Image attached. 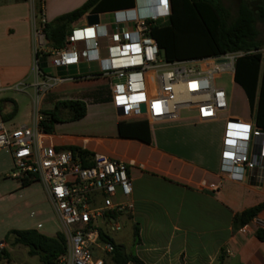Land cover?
I'll return each instance as SVG.
<instances>
[{
	"label": "built area",
	"instance_id": "1",
	"mask_svg": "<svg viewBox=\"0 0 264 264\" xmlns=\"http://www.w3.org/2000/svg\"><path fill=\"white\" fill-rule=\"evenodd\" d=\"M170 15V0H135L132 8L100 15L98 24L85 20L71 26L58 49L45 37L44 14L34 18L33 80L15 88L34 90L33 123L10 130L0 121V151L12 154L11 178L21 183L36 180L46 187L67 240V253L57 264H105L95 253L112 254L114 246L101 240V231L109 237L121 231L122 215L134 209L127 163L96 155L93 165L85 167L71 150L43 142V101L68 83L102 82L120 118L145 117L158 124L176 121L183 110H189L198 123L222 119V171L242 182L248 174L264 169V129L255 119L230 114L228 93L216 83L224 74L234 75L236 60L243 53L164 60L151 32ZM5 91L0 89V97ZM118 196L125 201L117 202ZM258 224L264 230V222Z\"/></svg>",
	"mask_w": 264,
	"mask_h": 264
},
{
	"label": "crops",
	"instance_id": "2",
	"mask_svg": "<svg viewBox=\"0 0 264 264\" xmlns=\"http://www.w3.org/2000/svg\"><path fill=\"white\" fill-rule=\"evenodd\" d=\"M87 1L0 0V89L6 90L0 97V121L6 123L10 130L33 123L34 90L30 88L28 90L32 92H22L15 88L33 80V22L35 17L39 18L38 8H42L47 23H52L81 8ZM234 1L237 5L238 0ZM245 1L254 3L259 0ZM90 14L93 13H88L73 25L85 22ZM42 64L43 67L47 66L46 58L42 59ZM85 69L82 66L83 72ZM233 83L248 110V116H234L255 119L247 94L235 82L234 75ZM14 93L28 95L31 104L19 101ZM236 100L233 94L231 102L234 104ZM87 106L84 119L56 124L52 134H44L43 142L56 148H80L94 156L104 155L129 165V176L133 182L130 201L134 209L122 215V230L110 233L111 239L122 246L124 256L136 257L143 264H219L221 258L223 264H264V240L258 236L259 231L264 232L258 224L259 221L264 222V209L248 225L240 227L234 224L236 215L264 204V169L248 174L242 182L233 180L222 171V119L198 123L194 111L183 110L176 121L148 122L152 141L146 144L121 139L117 122L106 129H95L94 133L89 131L88 126L82 127V123L101 112L103 105L93 102V105ZM106 106L117 119H121L110 101ZM15 107V117L5 121L4 117L11 114ZM10 171H14V162L8 151L5 158L0 160V176L11 178L8 176ZM14 181L19 183L20 189L35 183L23 187V183ZM44 191L46 199L56 211L45 186ZM116 201L125 199L118 196ZM21 223L12 227L0 220V250L6 249L11 254L10 263L3 264H11L18 254L16 250L22 246L5 242L9 232L37 230L23 227ZM135 225L140 230L136 242ZM244 228L245 233L242 232ZM37 231L51 238L57 236ZM21 253L33 264H43L39 257L29 256L28 248ZM95 256L103 258L105 264H115L111 254L97 251ZM27 262L25 260L21 264Z\"/></svg>",
	"mask_w": 264,
	"mask_h": 264
},
{
	"label": "trees",
	"instance_id": "3",
	"mask_svg": "<svg viewBox=\"0 0 264 264\" xmlns=\"http://www.w3.org/2000/svg\"><path fill=\"white\" fill-rule=\"evenodd\" d=\"M171 15L165 24L153 28L151 35L160 47L161 56L168 62L192 61L224 54L243 53L235 63L234 80L246 92L251 111L257 125L264 129V51L260 41L258 22L264 23V0L254 3L237 1V16L231 21V11L221 0H170ZM135 0H88L81 8L46 23L44 33L54 48H61L71 26L88 13L98 14L132 8ZM39 18L42 8H38ZM93 82V81H88ZM79 83V82H78ZM104 87V85L102 86ZM88 106L83 100L70 99L58 101L52 110H43L46 120L41 128L46 134H52L55 125L63 121L66 114L68 122H77L87 116ZM17 109L4 117L8 121L15 117ZM142 118V117H133ZM126 118V119H133ZM123 119V118H122ZM121 139H132L150 144L151 132L148 120L124 126L118 125ZM71 150L85 167L93 165L94 155L87 150L76 147ZM36 180H26L27 187ZM264 209V204L248 209L234 218L235 226L244 227L252 222ZM139 227H134L135 242L139 239ZM258 236L264 240V232ZM101 240L111 243V254L115 264H143L138 258L124 256L122 246L117 245L111 237L101 231ZM12 246L22 245L29 249V256L39 257L43 264H57L59 258L67 253V240L63 234L51 238L37 230H13L5 238ZM44 254V255H43ZM11 254L6 249L0 250V264L10 263ZM223 264L222 258L220 263Z\"/></svg>",
	"mask_w": 264,
	"mask_h": 264
},
{
	"label": "rangeland",
	"instance_id": "4",
	"mask_svg": "<svg viewBox=\"0 0 264 264\" xmlns=\"http://www.w3.org/2000/svg\"><path fill=\"white\" fill-rule=\"evenodd\" d=\"M225 5L231 11V21L237 16V7L234 0H222ZM111 17H106V20H110ZM84 22H80V25ZM258 31L260 33V41L264 45V23L259 21ZM262 51H264V46ZM217 85L224 87L228 93L229 98V113L232 115L248 116V110L246 104L242 101L241 95L233 83L232 74H224L216 81ZM102 82H88L79 81L76 83H68L63 87L57 89L51 93L43 102L44 110H52L58 101L79 99L83 100L87 105H93V102L102 104L101 112L95 116H91L86 123H82L89 127L94 133L95 129H106L111 125L123 124L124 126L133 125L146 121L145 117L126 119H117L115 113L106 104L110 101V91L107 87H102ZM29 92L31 90H28ZM32 92V91H31ZM19 101H25L31 104V100L28 95L22 93H14ZM18 94V95H17ZM236 95V102H231L232 95ZM63 121L66 123L68 116L62 115ZM87 133V132H86ZM89 133V132H88ZM8 151H0V160L5 158ZM12 171L9 172L10 176ZM19 183L13 179L5 176H0V220L6 222L9 226L16 227V225L23 224V227H33L37 230L46 233L47 235L63 234L64 228L60 222L56 211L51 207L50 203L46 199L44 185L41 182H35L26 189H20ZM11 195V196H10ZM5 196L4 198H2ZM39 225H41L39 227ZM21 249L16 250L18 254L11 264H21L25 260H28L27 264H33L31 259L22 252L27 250L26 247L21 246Z\"/></svg>",
	"mask_w": 264,
	"mask_h": 264
},
{
	"label": "water",
	"instance_id": "5",
	"mask_svg": "<svg viewBox=\"0 0 264 264\" xmlns=\"http://www.w3.org/2000/svg\"><path fill=\"white\" fill-rule=\"evenodd\" d=\"M86 20H87L89 25L98 24L100 22V15L99 14H90L86 17ZM142 111L145 112L144 106L142 107Z\"/></svg>",
	"mask_w": 264,
	"mask_h": 264
}]
</instances>
